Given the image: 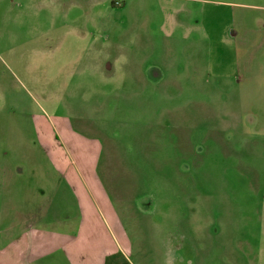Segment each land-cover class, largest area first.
<instances>
[{"label":"rangeland","instance_id":"rangeland-1","mask_svg":"<svg viewBox=\"0 0 264 264\" xmlns=\"http://www.w3.org/2000/svg\"><path fill=\"white\" fill-rule=\"evenodd\" d=\"M0 264H264V0H0Z\"/></svg>","mask_w":264,"mask_h":264},{"label":"crops","instance_id":"crops-1","mask_svg":"<svg viewBox=\"0 0 264 264\" xmlns=\"http://www.w3.org/2000/svg\"><path fill=\"white\" fill-rule=\"evenodd\" d=\"M74 242L76 243L75 239L71 241L73 249H74ZM74 250H75V249H74ZM75 253H76V252H75ZM79 253H81V251L78 252L77 254L80 255Z\"/></svg>","mask_w":264,"mask_h":264}]
</instances>
